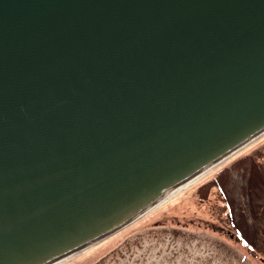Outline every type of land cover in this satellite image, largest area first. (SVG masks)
I'll list each match as a JSON object with an SVG mask.
<instances>
[{"label":"water","instance_id":"water-1","mask_svg":"<svg viewBox=\"0 0 264 264\" xmlns=\"http://www.w3.org/2000/svg\"><path fill=\"white\" fill-rule=\"evenodd\" d=\"M263 132L264 0H0V264L82 250Z\"/></svg>","mask_w":264,"mask_h":264},{"label":"rangeland","instance_id":"rangeland-1","mask_svg":"<svg viewBox=\"0 0 264 264\" xmlns=\"http://www.w3.org/2000/svg\"><path fill=\"white\" fill-rule=\"evenodd\" d=\"M234 152L58 264H264V132Z\"/></svg>","mask_w":264,"mask_h":264},{"label":"bare ground","instance_id":"bare-ground-1","mask_svg":"<svg viewBox=\"0 0 264 264\" xmlns=\"http://www.w3.org/2000/svg\"><path fill=\"white\" fill-rule=\"evenodd\" d=\"M243 147V146H242ZM241 147V148H242ZM240 149V148H239ZM237 149V150H239ZM235 150V151H237ZM235 152H231V154H228L227 156L222 157L221 159H219L217 162H215L214 164L210 165L209 167H205L203 169H201L200 171H198L196 174H194L193 176H191L189 179H187L185 182H182L181 184H179L178 186L174 187L173 189H171L170 191H168L164 196H162L156 203H154L150 209H146L147 212H149L150 210H152L153 208L159 206L162 202H164L165 200H167L169 197H171L174 194H177L178 192L181 191L182 188L192 185L193 183H195L196 181H199L200 179H202L208 172H210L216 165L220 164L223 160H225L226 158H228L230 155H232ZM146 213V212H145ZM144 213V214H145ZM86 248V247H85ZM84 249V248H83ZM76 253V252H75ZM73 253V254H75ZM72 255V254H71ZM70 255H65L63 256L61 259L59 258L57 261L48 263V264H58L61 263L63 260L67 259V257Z\"/></svg>","mask_w":264,"mask_h":264}]
</instances>
